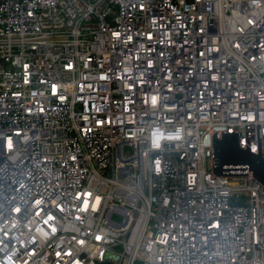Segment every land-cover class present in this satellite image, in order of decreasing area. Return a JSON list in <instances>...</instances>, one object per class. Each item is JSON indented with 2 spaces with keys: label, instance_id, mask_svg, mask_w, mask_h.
Listing matches in <instances>:
<instances>
[{
  "label": "built area",
  "instance_id": "obj_1",
  "mask_svg": "<svg viewBox=\"0 0 264 264\" xmlns=\"http://www.w3.org/2000/svg\"><path fill=\"white\" fill-rule=\"evenodd\" d=\"M224 134L264 159V0H0V264H264Z\"/></svg>",
  "mask_w": 264,
  "mask_h": 264
},
{
  "label": "water",
  "instance_id": "obj_2",
  "mask_svg": "<svg viewBox=\"0 0 264 264\" xmlns=\"http://www.w3.org/2000/svg\"><path fill=\"white\" fill-rule=\"evenodd\" d=\"M214 155L217 161V176H245L249 172L264 186V159L261 155L251 153L249 149H242L236 134H224L222 139L215 137ZM102 264L114 263L106 261Z\"/></svg>",
  "mask_w": 264,
  "mask_h": 264
},
{
  "label": "rangeland",
  "instance_id": "obj_3",
  "mask_svg": "<svg viewBox=\"0 0 264 264\" xmlns=\"http://www.w3.org/2000/svg\"><path fill=\"white\" fill-rule=\"evenodd\" d=\"M124 152L127 154V155H132L133 154V150H132V148H130L129 146H125L124 147ZM115 219H117V220H121V218H119V217H116Z\"/></svg>",
  "mask_w": 264,
  "mask_h": 264
}]
</instances>
